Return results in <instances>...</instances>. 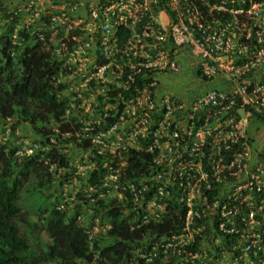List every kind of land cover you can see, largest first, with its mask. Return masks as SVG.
Instances as JSON below:
<instances>
[{
  "label": "built area",
  "instance_id": "obj_1",
  "mask_svg": "<svg viewBox=\"0 0 264 264\" xmlns=\"http://www.w3.org/2000/svg\"><path fill=\"white\" fill-rule=\"evenodd\" d=\"M17 11L18 31L60 63L51 80L69 95L65 116L80 125L61 135L66 142H49L67 155L74 146L88 178L102 173L93 191L134 212L131 228L179 221L165 237L144 238L148 252L137 258L264 264V0H28ZM181 58L219 89L159 94L156 78ZM130 151L147 154L149 171L120 181Z\"/></svg>",
  "mask_w": 264,
  "mask_h": 264
},
{
  "label": "trees",
  "instance_id": "obj_2",
  "mask_svg": "<svg viewBox=\"0 0 264 264\" xmlns=\"http://www.w3.org/2000/svg\"><path fill=\"white\" fill-rule=\"evenodd\" d=\"M4 17L1 15L0 20ZM10 28L11 25L7 31ZM4 32L1 26L0 124H5L6 119L11 123L6 140L0 141V264H144L137 255L147 253L148 246L143 249L140 242L155 232L165 237L166 231L175 230L179 221L171 216L160 223L131 228L134 212L124 214L122 204L115 198H94L90 202L84 193L78 192L70 203L52 196L53 192H61V182L54 179L48 166L64 167L68 157L58 152L49 139L64 143L67 138L61 135L78 130L80 125L75 123V116H65L69 95H62L63 85L51 80L60 63L49 59L44 44L35 38L26 35L12 44L5 40ZM44 39L47 43L45 35ZM90 54L85 50V55ZM89 87L93 89L92 84ZM105 92V97L114 102L116 91ZM101 98L96 97L99 104ZM97 109L100 112L102 108ZM24 126L33 134L32 142L48 145V150L16 156L14 141L19 138L14 133ZM108 126L106 120L101 127ZM3 132L1 127L2 135ZM141 156L147 158L143 152H128L125 176L120 181L136 180L147 174L149 167L144 166ZM97 163L100 165L102 160ZM97 174H88V181L92 182ZM68 177L65 174L62 181ZM28 180H32L31 188L23 189ZM55 181L59 182L54 185ZM27 196H32L26 206L29 211L20 204L21 198ZM93 226H98L95 232ZM146 264L159 263L152 259Z\"/></svg>",
  "mask_w": 264,
  "mask_h": 264
},
{
  "label": "rangeland",
  "instance_id": "obj_3",
  "mask_svg": "<svg viewBox=\"0 0 264 264\" xmlns=\"http://www.w3.org/2000/svg\"><path fill=\"white\" fill-rule=\"evenodd\" d=\"M195 70L193 66L190 65V62L185 59L181 58L178 60V70L174 72H169L158 76V92L159 94H164L168 96H175L181 98H188L189 96H195L209 89H219V86L216 85L214 82H203L195 75ZM11 123V122H10ZM5 126H8L6 124ZM2 124H0V141H4V136L1 133ZM17 132L16 137L19 138L18 142H21L22 145L28 144L32 142L34 137L33 134L29 131L27 127L19 128L15 130ZM77 150L75 147H68V154L71 159V165L75 168L74 171H77V174L80 178H83L84 173L82 172V164H83V157L82 155H77ZM56 183V182H55ZM32 184V180H28L26 183L23 184V189H30ZM55 185V184H54ZM81 185V184H80ZM71 188V189H70ZM80 189L79 181L73 182L71 186L61 187V192L52 193L54 197H60L61 200L64 201H71L73 195ZM32 196H27L26 198L22 197L20 200V204L25 210L29 211V208L26 206L31 203ZM68 207L70 206L67 205ZM29 219V218H28ZM98 224V223H97ZM98 227V226H97ZM96 231V228L93 232Z\"/></svg>",
  "mask_w": 264,
  "mask_h": 264
},
{
  "label": "clouds",
  "instance_id": "obj_4",
  "mask_svg": "<svg viewBox=\"0 0 264 264\" xmlns=\"http://www.w3.org/2000/svg\"><path fill=\"white\" fill-rule=\"evenodd\" d=\"M28 0H0V16H5L3 19L0 20V27L3 26V31H6L4 32V37H5V40L7 41H10L12 44H15L18 42V39L19 40H22L23 37H25L27 34L26 33H23V32H20L18 31V24L20 23L21 19L23 18V16L20 14L18 10V7H19V4L21 2H27ZM11 25V28L10 30L7 31V28L8 26ZM28 36V35H27ZM56 74V73H55ZM157 79V78H156ZM157 84H158V79H157ZM157 88H158V85H157ZM9 123H10V120L6 119L5 120V124H2V129H4V132H3V136H4V139L3 140H6V137L9 135L10 133V130L8 129V126H9ZM6 124H8V126H5ZM15 135H17V132L15 131L14 133ZM19 140V139H18ZM18 140L14 141V144L17 145V148H16V152H15V155L16 156H21L18 154V152L23 148V147H27L29 146L30 144H36L38 145L39 147L43 148V150H39L37 149L36 151H45V150H48L46 148V145L45 146H42L40 145L39 143H36V142H30L28 144H25V145H22L21 142H18ZM34 152V151H33ZM32 152V153H33ZM31 153V154H32ZM63 154V153H62ZM23 155V154H22ZM30 155V154H29ZM67 155V154H65ZM78 155V153H77ZM28 156V155H26ZM68 157V160L65 164L64 167H56L54 166L55 168H62L64 169L63 171V174L62 175H58L57 174V171L56 170H52L51 174L53 175L54 179H57L59 178V181L61 182L60 183V186L61 187H66V186H71L73 184V182L71 181V178H74V182H77L79 181V187L81 188L82 187V190L79 189L75 195L78 193V192H82L85 194V196L88 198V200L90 202H92L95 199H103V198H106V197H110V198H113L111 195L109 194H106L105 192H101V191H104V190H99V191H93V189L97 190L96 187L93 185V182H90V180L88 181V177L86 174H84L83 178H80L77 175H74L73 176V173L75 172L73 168V166H68V162L71 161L70 157H69V154L67 155ZM47 161H44V164L46 163ZM76 169V168H75ZM85 173V172H83ZM67 174L69 177L68 179L66 178V181L63 182L62 181V178L63 176ZM59 181H55L56 183L59 182ZM54 182V184L56 185V183ZM80 182L83 183V185L81 186L80 185ZM71 189V188H70ZM75 195H73V199L70 201V203L74 202L75 200ZM99 195H104L103 197H99ZM66 202H69V201H66ZM69 205V204H67ZM71 205V204H70ZM62 205L59 206V209H62ZM86 227V226H85ZM93 230L97 227H92ZM140 245L143 249H145L143 247L144 245V242H140ZM141 254V253H139Z\"/></svg>",
  "mask_w": 264,
  "mask_h": 264
}]
</instances>
